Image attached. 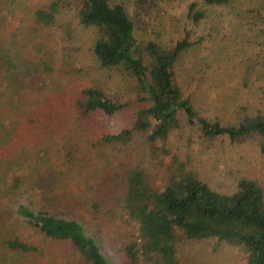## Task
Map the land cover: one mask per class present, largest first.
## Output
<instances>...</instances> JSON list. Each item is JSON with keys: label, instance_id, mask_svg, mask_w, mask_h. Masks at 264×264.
Instances as JSON below:
<instances>
[{"label": "rangeland", "instance_id": "1", "mask_svg": "<svg viewBox=\"0 0 264 264\" xmlns=\"http://www.w3.org/2000/svg\"><path fill=\"white\" fill-rule=\"evenodd\" d=\"M50 1L0 0L1 45L32 60L44 57L52 67L40 73L35 87L9 88L0 80V162L13 159L15 172L23 173L25 180L32 174H54L60 201L53 210L77 219L106 261L132 264L123 250L133 234L132 224L120 210L112 219L102 213L112 197L105 195L110 185L106 178L113 179L121 168L138 162L159 186L164 174L157 161L161 158L164 168L169 156L158 154L157 142L147 143L139 131H133L124 143L99 142L104 132L129 127L143 102L127 70L97 63L90 51L94 30L73 16V0H55L59 8L53 23L35 21L34 10ZM118 1L128 12L140 42L170 46L187 33L191 43L174 62L175 79L198 115L225 124L237 122L244 114H264V0L211 4L202 0ZM192 4L193 10L203 11L196 21L188 15ZM89 84L125 105L111 115L91 113L85 127L80 121L76 124L75 100ZM178 121L168 132L165 146L186 167L219 191L232 190L242 175L256 178L264 191V136L255 133L231 141L226 134L202 135L197 122L188 123L182 113ZM101 181L106 184L100 187L102 203L98 212H91L88 203L100 193L87 186ZM39 196L35 205L40 204ZM38 239L43 254L35 264H84L69 243ZM176 254L178 264L244 262L240 248L211 236L186 240Z\"/></svg>", "mask_w": 264, "mask_h": 264}, {"label": "trees", "instance_id": "2", "mask_svg": "<svg viewBox=\"0 0 264 264\" xmlns=\"http://www.w3.org/2000/svg\"><path fill=\"white\" fill-rule=\"evenodd\" d=\"M73 1V16L94 30L90 51L97 63L127 70L135 80L138 99L143 102L134 112L129 127L104 132L99 142L124 143L132 138L133 131H139L147 143L157 142L154 148L158 154L169 156L164 168L162 159L158 158L157 167L164 174L159 186L154 185L138 162L121 168L115 178H106L110 185L105 195L112 197L110 205L102 211L104 217L112 219L120 210L123 219L133 226L131 239L123 247L127 261L178 264L176 252L180 244L211 236L240 248L244 253L243 264H264V191L258 180L242 175L232 190L219 191L165 146L168 132L178 126V113L190 124L197 122L202 135L226 134L231 141H240L255 133L264 136V114H244L237 122L225 124L198 115L189 95L182 92L175 79L174 62L180 51L191 43L187 33L170 46L152 40L140 42L120 1ZM227 1L202 0L206 4ZM193 6L190 5L188 15L196 21L203 11L193 10ZM58 8L55 0L46 7L36 8L35 21L53 23ZM51 69L44 57L32 60L10 52L0 40V80L4 86L35 87L40 73ZM123 105L125 102L105 95L96 84L86 85L75 100L76 124L80 121L86 127L91 113L111 115ZM9 158L0 162V264H35L36 257L43 254L38 237L69 243L84 264H111L77 219L53 210L60 201L54 174H32L25 180L23 173L15 172L13 159ZM104 182L87 186L100 193L88 203L91 212H98L102 203L100 187H105ZM23 193H27L25 198L19 197ZM37 193L39 205H35ZM75 205L80 206L76 202Z\"/></svg>", "mask_w": 264, "mask_h": 264}]
</instances>
